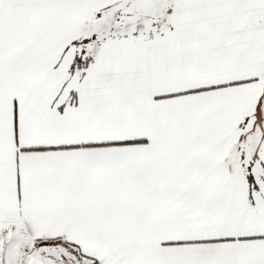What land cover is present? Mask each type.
I'll use <instances>...</instances> for the list:
<instances>
[{"label": "snow or ice", "instance_id": "1", "mask_svg": "<svg viewBox=\"0 0 264 264\" xmlns=\"http://www.w3.org/2000/svg\"><path fill=\"white\" fill-rule=\"evenodd\" d=\"M0 264H264V0H0Z\"/></svg>", "mask_w": 264, "mask_h": 264}]
</instances>
